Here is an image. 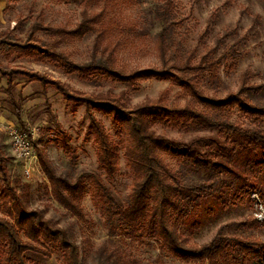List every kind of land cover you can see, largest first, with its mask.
Listing matches in <instances>:
<instances>
[{"label": "rangeland", "instance_id": "obj_1", "mask_svg": "<svg viewBox=\"0 0 264 264\" xmlns=\"http://www.w3.org/2000/svg\"><path fill=\"white\" fill-rule=\"evenodd\" d=\"M82 13L96 17L91 30L65 35L56 49L70 61L89 62L100 34L99 50L105 51L104 56L96 53V59L111 56L126 72L152 68L186 75L204 97L218 100L238 93L242 87L262 86L259 92L245 96L252 104L264 107V0H0V34L10 32L13 39L22 41L32 25L70 32L81 22ZM160 34L164 39L163 59ZM35 37L45 44L55 39L42 32ZM0 64L6 69L40 73L87 97L123 95L129 110L159 95L167 108H181L190 101L168 80H140L131 87L109 80L81 79L48 64L9 57L6 52L0 53ZM11 95L7 94L6 80L0 77V154L9 185L27 211H39L44 219L65 231L77 247L81 264H96L98 254L117 264H208L172 258L160 252L154 240L128 237L116 217H107L106 205L95 196V181L107 189L116 211L125 206L131 179L122 152L118 153L119 170L114 180L109 181L98 167L97 146L85 136L88 118L84 106L68 103L53 89L24 79L13 81ZM15 106L25 129L15 116ZM91 114L117 143L109 118L95 110ZM224 115L244 128L256 127L236 109ZM258 126L264 129V120ZM13 130L20 135L21 143L13 140ZM153 130L178 142L216 135V131L168 130L159 126ZM157 153L180 183H216L217 194H210L200 205H189L182 222L171 218L187 246H203L215 237L264 244V181L258 184L257 191L247 192L229 175L195 168L170 151ZM37 154L42 155L56 176L81 180L85 193L78 215L66 211L53 199ZM214 196H219L218 201H214ZM0 218L7 219L1 213ZM39 248L47 256L26 253L28 264H63L58 250ZM231 258L233 264H264L257 254L234 252Z\"/></svg>", "mask_w": 264, "mask_h": 264}, {"label": "trees", "instance_id": "obj_2", "mask_svg": "<svg viewBox=\"0 0 264 264\" xmlns=\"http://www.w3.org/2000/svg\"><path fill=\"white\" fill-rule=\"evenodd\" d=\"M95 20L96 17L82 13L81 22L70 32L59 27L32 25L22 41L13 39L10 32H3L0 34V53L6 52L9 57L26 58L37 64H48L66 75H77L81 79L109 80L131 87H135L140 80H168L190 98L189 103L181 108H167L162 104V95H159L157 99L147 98L129 110L123 95L87 97L40 73L22 68L6 69L0 64V77L6 80L7 94L12 97L15 79H24L42 88L53 89L68 103L85 107L88 118L85 136L91 137L96 144L98 167L109 181L114 180L119 170V152L125 160L131 186L123 209L114 211L115 202L107 189L99 181H95L94 185L97 200L106 205L107 217H116L128 237L154 240L160 252L182 262L233 264L231 257L234 252L257 254L264 259V244L250 239L215 237L203 246H187L171 218L182 222L189 205H200L210 194H217L216 183L199 186L180 183L157 153L159 150L170 151L174 157L191 163L195 168L204 167L233 177L238 186L247 192L257 191L258 184L264 181V129L258 126L264 120V107L252 104L245 94L259 92L262 86L242 87L238 93L227 95L222 100L206 98L191 85L186 75L177 76L169 70L152 68L126 72L116 65L111 56L96 59V53L104 56L105 51L99 50L100 34L94 43L93 58L87 63H74L56 50L65 35H80L85 30H91L90 24ZM39 32L55 39L51 44L42 43L35 37ZM159 39L163 59L162 34ZM196 104L203 110L197 109ZM230 109H236L256 127L249 129L232 123L224 115ZM91 110L109 118L117 143L110 139L102 124L92 116ZM15 116L25 129L16 106ZM157 126L168 130L216 131V135L178 142L157 135L153 130ZM36 157L50 185L53 199L66 211L78 215L79 202L85 193L81 180L70 181L56 176L42 155L37 154ZM7 174L0 154V213L7 217L0 218V264H28L24 255L47 256L39 248L44 246L58 250L63 264H81L77 247L65 231L44 219L39 211H27L10 187ZM218 198L214 196L213 199L218 201ZM96 264H117V261L103 259L98 254Z\"/></svg>", "mask_w": 264, "mask_h": 264}, {"label": "built area", "instance_id": "obj_3", "mask_svg": "<svg viewBox=\"0 0 264 264\" xmlns=\"http://www.w3.org/2000/svg\"><path fill=\"white\" fill-rule=\"evenodd\" d=\"M11 135L13 137V140H15V142H17V143H21L22 142L21 138H20V135H18L16 133V130L11 131Z\"/></svg>", "mask_w": 264, "mask_h": 264}]
</instances>
